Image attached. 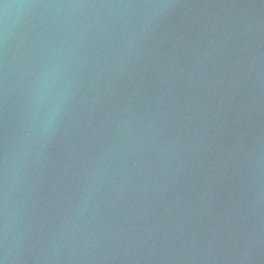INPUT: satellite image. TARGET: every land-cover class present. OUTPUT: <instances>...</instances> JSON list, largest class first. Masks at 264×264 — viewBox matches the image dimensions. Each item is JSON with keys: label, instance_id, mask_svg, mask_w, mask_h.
<instances>
[{"label": "water", "instance_id": "water-1", "mask_svg": "<svg viewBox=\"0 0 264 264\" xmlns=\"http://www.w3.org/2000/svg\"><path fill=\"white\" fill-rule=\"evenodd\" d=\"M0 264H264V0H0Z\"/></svg>", "mask_w": 264, "mask_h": 264}]
</instances>
